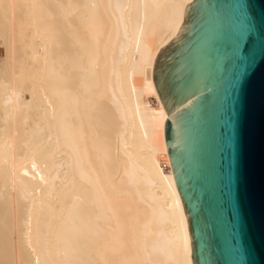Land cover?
<instances>
[{"label": "bare ground", "instance_id": "obj_1", "mask_svg": "<svg viewBox=\"0 0 264 264\" xmlns=\"http://www.w3.org/2000/svg\"><path fill=\"white\" fill-rule=\"evenodd\" d=\"M192 0H0V264H194L159 52ZM154 98V100H151Z\"/></svg>", "mask_w": 264, "mask_h": 264}, {"label": "water", "instance_id": "obj_2", "mask_svg": "<svg viewBox=\"0 0 264 264\" xmlns=\"http://www.w3.org/2000/svg\"><path fill=\"white\" fill-rule=\"evenodd\" d=\"M159 52L194 264H264V0H192Z\"/></svg>", "mask_w": 264, "mask_h": 264}, {"label": "rangeland", "instance_id": "obj_3", "mask_svg": "<svg viewBox=\"0 0 264 264\" xmlns=\"http://www.w3.org/2000/svg\"><path fill=\"white\" fill-rule=\"evenodd\" d=\"M0 55L1 56H4L5 55V48L3 47V46H0ZM2 62H0V66L2 67V68H4L3 66H2ZM151 100H154V98H151ZM155 101V100H154Z\"/></svg>", "mask_w": 264, "mask_h": 264}]
</instances>
